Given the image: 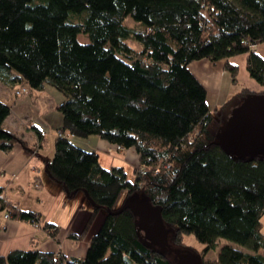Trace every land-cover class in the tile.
I'll return each instance as SVG.
<instances>
[{
    "label": "trees",
    "instance_id": "1",
    "mask_svg": "<svg viewBox=\"0 0 264 264\" xmlns=\"http://www.w3.org/2000/svg\"><path fill=\"white\" fill-rule=\"evenodd\" d=\"M80 33L90 43H79ZM263 43L264 0H0V84L32 92L49 85L65 99L55 156L45 167L65 199L83 194L92 205L85 232L72 239H85L104 216L84 259L41 252L32 242L29 250L0 255V264H176L141 236L133 206L141 202L172 232L176 247L193 234L204 254L222 239L248 250L228 245L216 261L201 264H264V158L228 152L223 111L236 99L211 111L206 88L189 68L225 61L237 82L240 70L230 59L247 55L250 78L264 87V58L253 51ZM239 98L264 99V92L243 89ZM11 111L0 100V151L22 145L34 153L6 129ZM33 129L41 145L45 135ZM92 136L138 152L133 179L122 167L103 168L98 153L71 140ZM5 192L0 185V214L42 225ZM122 194L143 199L116 210Z\"/></svg>",
    "mask_w": 264,
    "mask_h": 264
},
{
    "label": "crops",
    "instance_id": "2",
    "mask_svg": "<svg viewBox=\"0 0 264 264\" xmlns=\"http://www.w3.org/2000/svg\"><path fill=\"white\" fill-rule=\"evenodd\" d=\"M253 51L264 58V43L253 47ZM230 63L236 64L240 70L237 82H232L230 74L225 71V61L214 64L199 60L189 67L206 88L211 111H221L231 100L236 99L233 105L223 111L228 119L243 102L239 98L243 89L252 94L264 92V87L249 76L247 55L233 57ZM0 86L3 87L0 89V100L11 106L12 110L11 117L5 123L6 129L18 133L24 142L35 147L34 153L22 145H16L11 152L0 151V185L6 190L8 201L21 211L35 213L42 224L37 228L32 223L6 220V215L0 214V255L7 256L15 250H29L33 242L41 252L62 253L68 259H84L90 240L97 233L104 216L101 214L97 217L85 239L73 240V236L85 232L92 210L85 206L87 198L83 194H78L73 201L65 199L63 188L47 176L45 167V162L55 156L54 142L63 125L58 106L65 99L49 85L42 92L28 90L29 93L23 97L15 96V91L22 86L14 91L5 85ZM235 87H238L236 91L233 89ZM7 100L12 101L8 103ZM33 127L45 135L42 146ZM71 140L87 152L98 153L103 168L122 167L130 179L134 178L133 171L139 166V154L134 149L118 152L116 145L95 136L88 139L72 137ZM262 222L264 233V218ZM46 225L53 228L46 229Z\"/></svg>",
    "mask_w": 264,
    "mask_h": 264
},
{
    "label": "water",
    "instance_id": "3",
    "mask_svg": "<svg viewBox=\"0 0 264 264\" xmlns=\"http://www.w3.org/2000/svg\"><path fill=\"white\" fill-rule=\"evenodd\" d=\"M225 126V146L228 147L230 154L245 159L264 158V99L246 98L243 100L234 110L233 116L228 119ZM140 206H142L144 213L138 216L136 212L138 228L143 226L148 231L151 229L156 231L162 239V241L157 243L162 248L165 247L168 244V238L164 231V223L146 203L142 202ZM166 229L169 233L171 232L168 228ZM148 244L158 249L153 244ZM182 259H184V264H201V260L197 258L189 259L185 256Z\"/></svg>",
    "mask_w": 264,
    "mask_h": 264
},
{
    "label": "rangeland",
    "instance_id": "4",
    "mask_svg": "<svg viewBox=\"0 0 264 264\" xmlns=\"http://www.w3.org/2000/svg\"><path fill=\"white\" fill-rule=\"evenodd\" d=\"M127 25H129L130 27L134 25V21L132 20V18H128L127 20ZM78 41L81 44L87 45L88 43H90V39L89 36H87L86 34L80 33L78 35ZM137 50H140V47L137 44L133 45ZM20 86H17V88H19ZM3 88L0 86V89ZM234 91H236L238 89V87L233 88ZM11 90V89H10ZM12 99H14L12 97ZM243 101V99H241ZM8 103H11L12 100H7ZM6 101V102H7ZM227 122V120H226ZM224 131V130H223ZM167 168V167H166ZM81 198V197H80ZM143 197L142 196H135L133 198H128V196H126V194H122L120 199L118 200L117 204H116V210L117 209H121L122 206L128 201V200H133V201H138V203L140 202V200H142ZM142 204L139 203L138 205H133L135 206L136 212L138 214V216H141L144 211L143 208H141L142 206H140ZM85 206H87V208L92 210V205L90 204L89 200L87 199L85 202ZM140 233L141 236L143 237V239H145L148 243H150L151 245L153 244L155 247H157L158 249L164 251L170 259L173 260V262H175L176 264H184V259H182L183 257H187L189 259H200L202 261V258H204L205 261L207 260H211V261H216L218 259V253L221 250V248L225 247V246H233L235 249H241L244 252H248V250L244 247H241L240 245H236L230 241L227 240H219L218 242V248L216 250H212L209 251L207 253L204 254V251L206 249V247H204L199 240L197 239V236H194L193 234H188L185 237V246L184 247H176L174 244H172V239L173 237L172 232H168L167 231V227H164V231L166 232V236L168 238V244L162 248V246H160V244H158L157 242L162 241V239L160 238V236L157 234L156 231H154L153 229H151L150 231L146 230L145 228H143V226L140 227ZM169 230V229H168ZM162 231V230H160ZM167 243V242H166ZM261 253L264 254V251H261Z\"/></svg>",
    "mask_w": 264,
    "mask_h": 264
},
{
    "label": "built area",
    "instance_id": "5",
    "mask_svg": "<svg viewBox=\"0 0 264 264\" xmlns=\"http://www.w3.org/2000/svg\"><path fill=\"white\" fill-rule=\"evenodd\" d=\"M16 93H15V96L16 97H23V96H25V95H27L28 93H29V91H28V88L27 87H23V88H21L20 90H17V91H15ZM117 151L118 152H123L124 150L121 148V147H118L117 146ZM167 169H169V167H167ZM5 219L6 220H9V219H11V215L10 214H7L6 215V217H5ZM35 227H37V228H40L41 227V225H39V224H37L36 222H34V223H32Z\"/></svg>",
    "mask_w": 264,
    "mask_h": 264
}]
</instances>
